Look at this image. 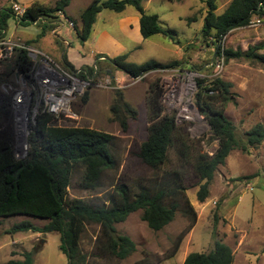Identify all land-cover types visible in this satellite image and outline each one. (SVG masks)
I'll use <instances>...</instances> for the list:
<instances>
[{
  "label": "trees",
  "instance_id": "obj_1",
  "mask_svg": "<svg viewBox=\"0 0 264 264\" xmlns=\"http://www.w3.org/2000/svg\"><path fill=\"white\" fill-rule=\"evenodd\" d=\"M1 1V0H0ZM142 0H92L81 13V28L77 34L82 42L88 39L96 16L102 10L115 13L132 7L139 16L140 34L143 39L162 34L156 15H146L141 6ZM181 2L182 0H175ZM69 0H58L53 8H45L37 3L26 9L24 16L18 20L27 26L41 20L43 28L58 25L57 15L63 13ZM206 16L202 29L205 42L212 39L216 45L215 56L220 51L219 42L229 32L237 31L248 24L253 17L264 18V0H232L225 11L216 15V0H206ZM13 16L11 8L0 9V41L7 30V20ZM14 17V16H13ZM44 22V23H43ZM261 47H251L246 51L224 49L225 64L231 60H247L264 68V55L259 54ZM96 67L99 73L113 74L120 71L129 78L136 79L150 71L180 67L178 61L159 64L153 61L136 65L127 61V56L115 58L104 57V68ZM60 65L74 72L75 69L63 57ZM32 62L27 51L15 49L13 67L0 75V85L10 82L14 73L26 75ZM105 69V71L103 70ZM92 69H81L80 76L91 73ZM232 85L217 78L209 89L217 92L215 96L203 95L200 88L195 96V105L203 115L210 134L218 141L217 148L210 157L197 148L185 126H176L173 116L164 114L160 104L162 88L152 85L146 94L147 137L137 149L135 156L141 166L151 171H166L173 174L180 182L174 181L173 187H162L149 192L142 188L133 198L129 197L124 187L117 195H109L106 202L99 206L90 205L82 200L70 203L66 200L70 181L80 169L79 187L81 190L95 194L100 192L101 178L106 171L115 170L111 147L115 137L104 132L88 129L64 127L57 124L58 119L46 112H39L34 124L30 125L27 137L28 152L23 159H16L13 152V130L11 125V96L0 90V219L13 216H25L47 222L43 227H36L29 221L14 224L9 234L31 232L38 234L59 235V251L65 256L66 264H89L88 256L79 249V239L85 226L96 225L99 234L95 239L94 253L96 259L124 261L135 253L136 246L129 237L119 234L116 225L124 223L127 218L140 212V220L153 232L161 231L171 223L179 209L177 196L184 194L186 187L181 184L185 177L193 182L190 187H198L196 200L204 203L209 196V186L217 169L225 164L226 158L233 151L248 153L259 147L264 141V127L258 123L237 136L236 128L224 115L226 104L232 101ZM116 98L110 112L113 119L126 131L127 123L118 119V111L135 119L137 112L116 91ZM88 93L82 97L85 103ZM221 101V102H220ZM175 153V164L171 165L170 152ZM183 197V196H182ZM190 208V206H189ZM192 211V209L190 208ZM22 261H9L8 264H33V253L21 254ZM172 256V255H171ZM171 256L169 258H171ZM92 258V259H93ZM234 260L231 248L219 239H213V248L208 252H192L182 264H232ZM98 264L100 260H94ZM158 263V262H157ZM134 264H155L139 260Z\"/></svg>",
  "mask_w": 264,
  "mask_h": 264
},
{
  "label": "rangeland",
  "instance_id": "obj_2",
  "mask_svg": "<svg viewBox=\"0 0 264 264\" xmlns=\"http://www.w3.org/2000/svg\"><path fill=\"white\" fill-rule=\"evenodd\" d=\"M184 1L180 3L175 0L141 1L144 13L156 15L166 35L159 34L146 39L140 45V50L132 56L133 61L140 64L149 61L161 64L166 61L174 62L180 58L182 61H178L181 63L180 68L205 71V66L211 62L212 53L213 51L215 53L216 48L212 42H205L202 35L208 9L204 2H199L200 0ZM231 1L216 0L215 14H222ZM199 3L202 6H199ZM104 12L113 14L109 10H102L101 16L98 13L96 29L116 32L117 25L110 23L107 20L109 16ZM109 20L113 22L110 17ZM223 46L224 49L233 52L246 51L255 46L261 47L258 53L264 55V27L229 32L224 38ZM4 63L8 62L2 64ZM221 77L223 82L232 85L230 90L232 101L226 104L224 115L235 126L237 136L242 137L256 125L254 123L264 120V68L253 61L231 60ZM127 83L128 80H124L121 88L112 93L106 90L89 91L88 96L93 92L96 93V98L91 97L87 104L79 99L71 107V111L77 117L58 119L59 126L88 128L115 137L111 147L115 170L104 173L100 192L91 194L81 190L79 187L81 170L78 169L67 189L68 203L82 200L90 205L99 206L106 202L110 194L116 196L122 187L126 188L129 197L133 198L142 188L148 189L151 193L165 186L173 187L174 181H181L166 171L155 172L146 169L135 156L138 146L147 137L146 94L154 84L162 87L161 77L148 75L139 83L131 86H127ZM143 88H145L143 99L134 100V105L126 102L129 101L127 94L130 96L133 92L136 96L135 91L140 93ZM116 91H120L123 100L137 112L133 119L124 110L118 111L117 118L127 123L125 132H122L110 112ZM163 112L167 114L164 109ZM199 116L201 118L200 113ZM198 119L196 117L194 122L183 126L186 127L189 138L198 143L197 148L208 155L207 153L213 150L214 138L204 118L202 121ZM193 128L200 129L198 135L192 134ZM170 161L174 166L176 158L173 151L170 152ZM192 182L186 176L181 183L185 185L186 190L183 197L181 194L176 197L180 207L174 220L161 231L153 232L148 229L140 220V212L131 214L124 223L116 225L117 232L129 237L136 246L135 253L124 261L93 257L92 259L90 255L94 253L99 227L85 226L78 246L80 251L88 256L87 262L94 264V260H100L98 264H134L139 260H147L155 264H182L186 256L192 252L210 251L213 248V239L217 238L231 248L234 257L232 264H264V141L259 147L250 149L248 153L240 151L230 153L225 164L217 169L209 186V196L204 203L197 202L198 187H190ZM22 221H29L36 227L47 224L44 220L25 216L0 219V264L22 261L21 254L27 252L33 253V264H66V258L58 248L59 235L31 232L9 234L10 228Z\"/></svg>",
  "mask_w": 264,
  "mask_h": 264
},
{
  "label": "built area",
  "instance_id": "obj_3",
  "mask_svg": "<svg viewBox=\"0 0 264 264\" xmlns=\"http://www.w3.org/2000/svg\"><path fill=\"white\" fill-rule=\"evenodd\" d=\"M26 9L17 3L11 5L12 14L17 21L24 16ZM40 22L41 20L36 21ZM69 25L71 26V23ZM260 27H264V18L253 17L246 26L238 30H257ZM225 37L226 35L219 42V53L205 66L204 72L180 67L153 70L136 79L130 78L127 86L139 83L148 75H158L163 82L160 104L167 112L166 115L173 116L175 125L192 123L196 117L202 121L203 115L195 105V96L201 87L208 88L203 90V95L217 94L209 88L215 79L221 78L226 69L223 46ZM2 40L0 63L14 60L15 49L27 51L32 62L26 75L14 73L10 82L0 85V90L11 96L13 152L16 159H23L28 152L27 137L30 125L34 124L39 112H46L57 119H72L74 114L71 107L77 100L82 99L85 93L91 90L114 91L123 84L124 80L116 78L114 74L99 73L95 65L92 66L91 73L80 76L81 70L69 71L38 50L21 43ZM208 40L212 41L211 38ZM206 126L208 127L207 124ZM198 131L199 128H193L192 134L198 135ZM217 144L218 141L214 139L213 150L207 153L208 155H213Z\"/></svg>",
  "mask_w": 264,
  "mask_h": 264
},
{
  "label": "crops",
  "instance_id": "obj_4",
  "mask_svg": "<svg viewBox=\"0 0 264 264\" xmlns=\"http://www.w3.org/2000/svg\"><path fill=\"white\" fill-rule=\"evenodd\" d=\"M57 1L58 0H1L0 9L11 8L12 3H17L25 8L30 7L34 3L45 8H53ZM91 1L92 0H69L63 13L57 15V20H59V22L58 25L55 24L53 29L50 25L43 28L40 23L22 26L13 16H10L7 20V30L2 41H12L27 45L32 49L50 56L52 60L58 64L61 62L62 58L65 57L67 62L75 70H81L85 67L92 68L93 65L96 66V57H99V66L104 68V57L115 58L122 55L127 56V61L129 63L141 65L133 61L132 56L140 50V45H142L146 39H143L140 34L139 16L132 7H127L120 13L111 11L113 13L112 15L104 12L113 22L109 20V17H107V20L117 25L118 30L116 32L110 31V33L106 32V30L99 31L96 29L98 21H95L88 39L85 42L79 39L77 31L81 28L80 16ZM205 1L206 0H200L199 2L205 3ZM181 2L185 1L182 0ZM201 3H199V6H202ZM98 15L101 16V12H99ZM69 23H71V26ZM214 54L213 51V57ZM213 57H211V61L214 59ZM180 60L179 58L177 61ZM169 62L170 61H166L161 64H167ZM10 67H13L11 61L4 64L0 63V75H4ZM103 70L105 71V69ZM113 74L120 80L130 79L120 71H115ZM108 92L112 93L114 91ZM135 92L136 96L133 95V92L130 93V96L127 94L129 101L126 100V102H129L130 105H134V100L138 101L139 98H144L145 88L141 89L140 93L137 90ZM92 93L89 94L84 104H87L91 97L96 98V93ZM73 114L74 117H77L75 113ZM258 123L262 124L264 127V120H258L254 124Z\"/></svg>",
  "mask_w": 264,
  "mask_h": 264
}]
</instances>
